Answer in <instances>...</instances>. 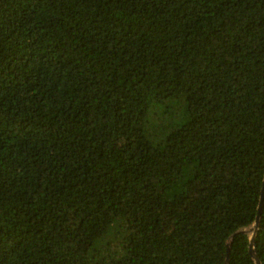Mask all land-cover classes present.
<instances>
[{
	"label": "trees",
	"instance_id": "1",
	"mask_svg": "<svg viewBox=\"0 0 264 264\" xmlns=\"http://www.w3.org/2000/svg\"><path fill=\"white\" fill-rule=\"evenodd\" d=\"M263 186L264 0H0V264H257Z\"/></svg>",
	"mask_w": 264,
	"mask_h": 264
},
{
	"label": "water",
	"instance_id": "2",
	"mask_svg": "<svg viewBox=\"0 0 264 264\" xmlns=\"http://www.w3.org/2000/svg\"><path fill=\"white\" fill-rule=\"evenodd\" d=\"M263 205H264V186H263V190H262V195H261V200H260V204H259V212H258V216L257 219L255 221V223L248 229L245 230V232L249 233L251 235L250 237V253L253 256V258L255 259V262L257 264H263L256 252V248H255V238H256V234L257 231L259 229L260 226V219H261V215H262V211H263ZM232 241L233 239L231 238L229 243H228V257L226 260L225 264H230V252H231V246H232Z\"/></svg>",
	"mask_w": 264,
	"mask_h": 264
}]
</instances>
